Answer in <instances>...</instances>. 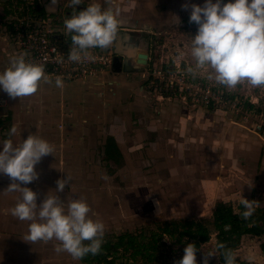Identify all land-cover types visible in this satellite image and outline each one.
Here are the masks:
<instances>
[{
	"label": "rangeland",
	"instance_id": "rangeland-1",
	"mask_svg": "<svg viewBox=\"0 0 264 264\" xmlns=\"http://www.w3.org/2000/svg\"><path fill=\"white\" fill-rule=\"evenodd\" d=\"M185 2L83 0L78 9L100 3L117 13V32H128L120 39V48L145 52L146 63L137 64L134 55H124L122 62L127 59L134 69L123 68L116 74L110 67L66 89L41 82L35 95L16 98L20 112L16 119L11 114L13 99L9 106L2 101L6 95L0 96V137L5 132L6 137L13 136L10 130L15 127L16 138L35 134L54 146L53 155L36 165L38 179L28 185L37 193L38 205L68 174L70 185L57 195L65 203L85 199L90 215L105 224L104 241L131 232L148 236L147 242L151 232L158 234L152 262L128 253L122 256L120 251L116 264H174L185 246L195 242L180 235L186 220L201 222L209 230V239L196 245L197 264H202L203 255L217 245L218 209L230 204L240 215L241 195L256 201L254 214L264 218V88L239 85L228 90L202 73L188 72L195 67L190 44L197 26L189 23V11L181 7ZM187 2L202 5L204 0ZM32 4L58 20L73 13L70 0H0V5L15 9V17ZM108 135L115 136L123 152L114 160L104 152ZM7 194L0 198L1 256L23 248L19 260H8L85 264L67 253H56L55 240L24 241L29 222L11 215L17 200ZM164 226L172 231L164 232ZM262 241L264 234H242L231 249L237 264H248L249 255L255 256L254 264H264ZM209 264H224L223 257L213 256Z\"/></svg>",
	"mask_w": 264,
	"mask_h": 264
},
{
	"label": "clouds",
	"instance_id": "clouds-1",
	"mask_svg": "<svg viewBox=\"0 0 264 264\" xmlns=\"http://www.w3.org/2000/svg\"><path fill=\"white\" fill-rule=\"evenodd\" d=\"M109 0H105L107 4ZM83 0H70L73 13L64 19L65 33L71 36V48L67 59L74 64L94 62L93 49L109 48L117 34L119 20L110 8L105 10L100 3H90L78 9ZM182 9L189 11V23L197 26L190 44V57L194 68L188 72L199 73L228 90H236L239 85L251 89L264 88V0H204L203 4L186 2ZM53 84V79L45 72L44 63L27 59V53L12 56L9 65L0 71V90L9 98H23L35 95L41 85ZM55 86H63V78H55ZM16 128L10 130L15 134ZM54 146L47 140L29 134L19 144L11 139L0 142V174L10 180L7 192L19 193L17 203L9 211L21 221H28V231L23 240L45 244L55 240L56 253H67L73 260H81L91 254H100L105 242V224L94 219L91 208L83 198H72L62 202L57 195L70 185L71 177L56 181L54 194L46 196L39 205L37 193L27 187L38 179L36 165L53 155ZM252 186V182H249ZM240 213L249 220L258 203L241 195ZM199 249L188 243L183 256L174 264H197ZM213 256L223 257L224 264H237V256L218 242L215 249L207 251L202 264H209ZM248 264H254L255 256L249 255Z\"/></svg>",
	"mask_w": 264,
	"mask_h": 264
},
{
	"label": "built area",
	"instance_id": "built-area-1",
	"mask_svg": "<svg viewBox=\"0 0 264 264\" xmlns=\"http://www.w3.org/2000/svg\"><path fill=\"white\" fill-rule=\"evenodd\" d=\"M41 8L32 4L21 17H15L10 22L8 31L18 54L27 53L30 61L44 63L46 74L53 81L57 76L62 77L63 83L92 79L111 67L115 55L112 45L103 50H91L95 56L94 62H69L67 56L71 48V36L65 33L64 20L53 18L47 10L42 13Z\"/></svg>",
	"mask_w": 264,
	"mask_h": 264
},
{
	"label": "trees",
	"instance_id": "trees-1",
	"mask_svg": "<svg viewBox=\"0 0 264 264\" xmlns=\"http://www.w3.org/2000/svg\"><path fill=\"white\" fill-rule=\"evenodd\" d=\"M40 11L44 13L45 9L41 8ZM104 152L107 159H116L121 156L113 136L107 137ZM217 215L218 217L214 223V227L217 231V243H223L229 250L235 248L242 234L248 233L258 236L264 234V218L261 216L256 218L254 214L246 221L230 204L222 205V209H218ZM181 225L182 231L180 235L195 238V245L207 241L210 237L209 230L201 222L186 220L183 221ZM163 231L170 232L172 229L168 226H164ZM147 237L148 236L144 234L124 232L119 234L115 240H105L100 254L95 256L89 254L81 259V261L85 264H116V260L120 256L119 252L122 251V256L128 253L132 258L140 257L146 262H152L155 259L158 234L151 232L149 234L151 240L145 242L144 239ZM259 247L264 255V241L260 242Z\"/></svg>",
	"mask_w": 264,
	"mask_h": 264
},
{
	"label": "crops",
	"instance_id": "crops-1",
	"mask_svg": "<svg viewBox=\"0 0 264 264\" xmlns=\"http://www.w3.org/2000/svg\"><path fill=\"white\" fill-rule=\"evenodd\" d=\"M13 9V10H12ZM14 11L15 9L14 8H11V7H7V6H3V5H0V71H3L5 68L8 67L9 65V60L12 56H15V55H18L17 51H16V45L13 41V39L11 40V36H10V33H9V26H10V22L14 20L15 16H13L12 14H14ZM8 19V20H7ZM124 51V50H123ZM135 56V55H134ZM133 61H136V58L133 59ZM132 63V62H131ZM113 69V68H112ZM114 70V69H113ZM114 72L117 74L119 72V70H114ZM54 82V81H53ZM79 83L81 84L80 81H72V82H66V83H63V86H65V89L66 87L68 88H72L76 85V83ZM84 83V82H83ZM78 85V84H77ZM2 91V90H1ZM5 94L6 97H3L2 98V101H3V104H7V105H11L10 102V98L9 96L3 91V93L0 94L3 95ZM1 100V99H0ZM12 100V99H11ZM37 100V99H36ZM18 100L17 99H13V108L14 110L11 112V114L13 115L12 117L16 119V117H18L20 115V112H18L16 110V105H17V102ZM34 104V102H33ZM8 106V107H9ZM5 119V118H4ZM14 119V121H15ZM12 123L13 120H12ZM8 133L5 132V135H7ZM15 135V134H14ZM11 136V137H4V140L5 139H11L13 141V143L15 144L16 141H18V139H26L25 137L24 138H19V137H15V136ZM0 137V141L3 142L4 140L2 139V137ZM108 136H112V135H108ZM107 136V137H108ZM107 137L105 139V144H106V140H107ZM115 142H116V145H117V148L119 149L121 155H122V148L121 146L119 145V143L116 141V138L115 136H113ZM121 157V156H119ZM118 157V158H119ZM114 160V159H112ZM10 183V180L7 176L3 175V174H0V198L1 197H5L6 193H9L7 194V198L10 196L12 197L14 200H17V197L19 195V193H16V192H7L5 189L7 188L8 184ZM28 187V185H26ZM27 230H28V227H27ZM19 250V251H18ZM23 251V248H18V249H13L12 251V255L11 256H4L0 255V261L4 262V264H14V261L13 260H8V257H11L13 259H16V260H19V257H22L21 253ZM3 250L1 249L0 251V254H2ZM8 252V251H7ZM6 252V254H7ZM21 256H20V255ZM4 260H3V259Z\"/></svg>",
	"mask_w": 264,
	"mask_h": 264
},
{
	"label": "water",
	"instance_id": "water-1",
	"mask_svg": "<svg viewBox=\"0 0 264 264\" xmlns=\"http://www.w3.org/2000/svg\"><path fill=\"white\" fill-rule=\"evenodd\" d=\"M46 9H47V7H46ZM127 34H128V32H126V31L117 32L116 37H115V49L113 50L114 54L117 55L118 58H120V59H122L124 55L127 57H129V56L133 57V55H135L137 64H145L147 61V54L145 52H137L136 54H134V50H129L127 53V52L123 51V49L120 48V46H119L120 45V39H123L125 36H127ZM123 66H124L125 70L134 69L132 67V64H130L127 59L123 60Z\"/></svg>",
	"mask_w": 264,
	"mask_h": 264
},
{
	"label": "flooded vegetation",
	"instance_id": "flooded-vegetation-1",
	"mask_svg": "<svg viewBox=\"0 0 264 264\" xmlns=\"http://www.w3.org/2000/svg\"><path fill=\"white\" fill-rule=\"evenodd\" d=\"M111 68L117 71H121L124 68L122 59L118 58L117 55H113L112 57Z\"/></svg>",
	"mask_w": 264,
	"mask_h": 264
}]
</instances>
